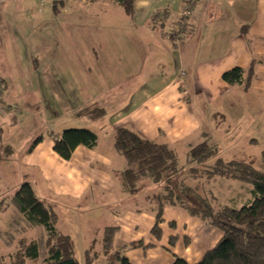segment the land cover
<instances>
[{"label": "crops", "instance_id": "0c3cea01", "mask_svg": "<svg viewBox=\"0 0 264 264\" xmlns=\"http://www.w3.org/2000/svg\"><path fill=\"white\" fill-rule=\"evenodd\" d=\"M53 1L0 0L1 142L12 150L0 163V185L2 183L6 190L16 189L11 179L16 171L8 160L13 153L18 163L37 170V179L45 182V187L40 189L37 183L35 192L54 204L58 214L57 229L70 236L74 246L73 236L68 232L70 227L83 233L79 240L85 248L80 262L84 260L85 251H90L99 253L93 264L100 261L108 264V255L101 252L102 230L107 225L118 227L114 249L123 243L142 241V246L121 252L131 264H172L177 256L188 264L198 262L220 238L216 227L188 213L181 235L169 234L164 238V225L171 229L179 225L175 219H166L168 209L164 208L159 222L161 237L156 238L150 233L156 222L153 208L149 207L151 212L133 213L134 208L126 207L131 212L119 211L113 205L116 197L121 201L122 196H128L119 176L126 162L124 166V158L113 147V132L119 126H127L142 137L168 144L173 150L176 146L186 147L188 151L207 140L217 151L225 152L220 158L251 160L256 168L264 171V0H198L189 31L178 43L170 38L169 32L185 0H134L131 16L123 12L117 1L105 0L108 6L117 4L121 11L116 16L124 18L125 22L115 21L114 15L87 13L89 8L97 7L95 0H63L59 12L53 10ZM159 9L168 11L165 21L153 19ZM108 21H123V24L106 25ZM61 22H65L64 26L58 25ZM110 26L113 30H108ZM74 27L78 30L72 31ZM117 28H124L121 31L130 35L128 54L121 49V32H115ZM63 30L66 35L62 34V38L68 39V45L78 52L79 61L76 65L61 67L60 71L70 76L75 72L71 82L78 84L79 92L74 91L75 95L85 96L84 100L80 98V102H75L79 107L77 115L94 104L106 109V114L97 120H90L84 113L91 124L104 119L102 125L109 126L100 133L104 148L79 145L71 157L64 160L53 151V138L47 134L58 133L46 130L43 140L30 152H26L28 146L23 152L24 147L21 149V144L15 142L22 152L16 156L12 141L16 134L19 136L21 125L34 120L35 114L42 111L41 101L42 108L46 100L56 107L57 102L49 92L50 89L55 92L56 78H65L58 74V67L35 64L36 58L32 59L33 71L24 72V67L20 69L17 63L9 61V54H22L19 47L23 45L33 46L36 54L51 53L57 45V32ZM105 35L113 37L109 46L94 41ZM20 36L34 41L22 43ZM83 50L93 51L96 75H90L92 67ZM122 57L128 60L123 66L119 62ZM234 67L248 72L251 67L252 77L247 88L244 82L229 84L222 79V74ZM79 68L81 70H76ZM90 85L94 87V94L87 90ZM30 131L33 130L23 134L24 139ZM29 175L33 173L20 171L25 179H29ZM204 186L217 202L220 196L227 198L221 200V206L239 208L253 199L252 186L235 179L214 176L204 182ZM16 216L13 224L20 226L23 221L20 226L23 234L16 238L14 233H5V252L0 250V256L7 262L18 240L26 237L25 228L29 229L24 219ZM190 228L198 235L193 236ZM14 229L18 231V227ZM125 230L131 234L124 236ZM199 238L204 243H199ZM211 238L214 242L207 247ZM14 241L17 242L14 244ZM34 263L37 260H27L25 264Z\"/></svg>", "mask_w": 264, "mask_h": 264}, {"label": "trees", "instance_id": "16d2710c", "mask_svg": "<svg viewBox=\"0 0 264 264\" xmlns=\"http://www.w3.org/2000/svg\"><path fill=\"white\" fill-rule=\"evenodd\" d=\"M123 12L131 16L134 10V0H115ZM63 0H54L52 8L59 12ZM234 67L222 74V79L229 84L249 86L252 72ZM247 76V78L245 77ZM83 112V111H79ZM90 120H97L106 114L103 106H93L84 110ZM0 127V163L11 154L9 146L1 142ZM53 139L52 149L62 159L68 160L74 149L83 145L93 148L97 135L88 127H67L56 135L47 132ZM44 135H36L29 143L26 152L43 140ZM114 149L124 158L126 166L119 172L123 189L130 194L139 192L138 180L149 178L160 189L159 194L147 195V200L154 203L156 222L150 233L160 238L162 230L159 222L165 205H176L185 209L205 223L216 227L221 236L214 246L207 249L201 259L194 264H264V171L256 168L251 160L234 158L224 160L216 157L212 165L206 161L216 156V148L207 140L190 147L185 154V163L190 175L204 177L206 183L214 176L235 179L252 186L253 199L239 208L218 206L213 208L206 195H200L196 189L180 179L184 169L178 165L175 151L166 143L142 137L127 126H119L114 131ZM207 166L204 176L198 175L194 165ZM187 169V168H186ZM154 185V184H153ZM155 186V185H154ZM1 191V190H0ZM0 212L8 210V202L14 207L16 217L24 219L29 228H38L37 238L22 237L18 240L10 260L5 261L0 256V264H25L27 260H40V264H93L99 256L97 252L85 251L84 260L80 262L75 255V246L67 234L56 227L58 214L54 204L40 198L31 182L24 179L14 190L11 198L0 196ZM9 199V200H8ZM193 200L194 202H191ZM118 227L107 225L102 230L101 252L108 255V264H131L121 255L127 248L142 246V241L123 243L114 249L113 242ZM171 240V239H170ZM172 264H188L184 259L175 257Z\"/></svg>", "mask_w": 264, "mask_h": 264}, {"label": "rangeland", "instance_id": "374dc122", "mask_svg": "<svg viewBox=\"0 0 264 264\" xmlns=\"http://www.w3.org/2000/svg\"><path fill=\"white\" fill-rule=\"evenodd\" d=\"M95 1H96L97 7L95 9L89 8L87 13L99 14V15H114L115 21L123 20L125 22L124 18H118L116 16V15H120L118 11H121L118 9L117 4H113V6H108V4L106 3L105 0H95ZM110 17H113V16H110ZM109 20H111V19H109ZM123 21H121L119 23L114 22V21H112V22L108 21V22H105V24L106 25H112V26H113V24H120L121 25V24H123ZM64 24H65V22H61L58 25L64 26ZM112 26H110V28L108 30H113ZM123 29L124 28H121V29L117 28L115 30V32L118 30L121 32V34H120L121 37L119 36V40L121 41V49L123 52H126L128 54L130 52L127 48V45L130 44L129 43L130 35L121 31ZM76 30H78V28H76V27H74V29H72V31H76ZM62 34L66 35L65 30H63L62 33L59 31L57 32V34H56V37H57L56 38V41H57L56 48L51 53L47 52L46 55H44V53H41V55L39 53L36 54V53H34V47L33 46L31 48H29L28 46H24V45L22 47H19L22 54H18V55H14L13 53L9 54V61L13 62L15 64L17 63L18 64L17 66L20 69H23V67H24V69H25L24 72H28L29 70L33 71L32 59L36 58L37 60H36L35 64H42V65L48 64L47 66L58 67V70H57L58 74H62L66 80V81L62 80L60 77L56 78L54 80V84L56 86V87H54L55 92H53L50 89L49 94L55 98V101L57 102L56 107H54L51 102H48L46 100L44 102L46 104V106L45 107L43 106V108H42V101H41L40 105H41L42 111H40V113H38V114H35L34 120L27 121L26 122L27 124L21 125V130L19 132V136H17V134H16V139H13L14 138L13 134H11V137L13 139L12 143L14 144L13 148L16 151L15 152L16 156H17V153H18V156H20V154L22 153L20 151V148L23 149V147H24L23 152L25 151V148L28 146L30 140L34 136L39 135V134L44 135L46 130H52V131H54V133H59L64 128H67V127H88V126L91 127L92 126L91 128H93L95 131L92 129L91 130L94 131L95 134L97 135V141H96L97 148H100V149L104 148L105 144L102 143L103 141H102V137L100 136V133L105 132L109 126L106 125V127H104L102 125V122L104 121V119L100 122L96 121V122L91 124L89 122V120H87V117L84 114L85 113L84 111H83L82 115L76 114L77 109L79 107L77 105H75L76 104L75 102L79 101L80 98H82V100H84L83 97H85V96L75 95L74 91L79 92V89L77 88L78 84L73 82V85H72V83H71L72 78L75 75V72L72 73L70 76L68 73L65 74V71H63V73L60 71L61 67H63V66L66 67L69 65H76V63L79 61V58H77L78 52L74 51L75 49H72V47L68 45L69 40L66 38H62L63 37ZM19 41L22 43L23 42L31 43L32 41H34V39L33 40L31 38L29 39L27 36L26 37L20 36ZM94 41L103 42V45L106 47V46H109V44L113 42V37L109 38L107 35H105L102 38H97V39L95 38ZM82 52H83V54L86 55L85 56L86 58L89 57V65L92 67V68H90V69H92L90 75H96L95 71H97V64L94 61L95 57L93 56V54H94L93 51L89 50V52H84V50H83ZM118 52L121 53L120 51H118ZM38 55H40V56H38ZM120 55L122 56V53ZM16 57L18 59H16ZM119 62H120V65L123 66V65H126L128 63V60H126L124 57H122L121 61H119ZM29 67H30V69H28ZM115 69L118 70V64L115 65ZM76 70H81V69L79 68ZM65 75H67V77ZM78 76H80V75H78ZM97 82L100 83L99 80ZM24 88H25V86H24ZM42 88L43 87H41V89ZM87 90L94 94L93 85L92 86L90 85V87H87ZM93 106H97V104L92 105V107ZM30 124H32L33 126L30 127L29 126ZM30 129H32L33 131H30L31 132V133L29 132L30 135H28V137L26 139H24L23 134L28 132ZM8 133H11V132L9 131ZM9 135L10 134H8L7 137ZM15 142L17 144H21L20 148L15 146ZM191 144H194V143L191 142ZM174 151H175L177 158H178V165L180 166V168L184 169V171L181 172L180 179L184 180V182L187 185L195 188L196 192L199 193L200 195H203V196L206 195L207 197H211V194H209L207 192V190L204 189L205 188L204 182H206L205 178L200 177V176L193 177V175H190V173L188 172L189 171L188 165H186V163H185V152L187 151V148L185 147L184 149H182V148H178V147L174 146ZM224 154H225V152L221 149L218 150L216 153V155L219 157L221 155H224ZM13 156H14V153H13V155H11L8 158V160H9V162H11L13 164L12 165L13 170L16 171V174L13 177H11L12 181L15 182V184H16L15 188H18L19 184L22 182V180L25 179L24 176H20V171H21L22 174L33 173V176L29 175V177H28L29 179H27V180H29L31 182V184L33 185L34 190H36V192H37V183H38L39 188L43 189V185L45 187V182H42V181L37 179L38 178L37 174H36L37 170L35 172V169H32L30 167H26L23 164L18 163L17 157L14 158ZM217 156L209 158L206 161L207 165L208 166L212 165ZM6 159L7 158H5L4 161ZM120 159H121V161H123L122 158H120ZM123 162L124 163H122V164L125 166V161H123ZM206 168H207V166H204L203 164H196V165H194L193 171L198 175L200 173H201V175H203ZM34 181H35V183H34ZM1 185H2V183H1ZM1 185H0V187H1V191H0L1 195L0 196H6V198H11L13 196L14 189L11 188V189L6 190L7 188L3 189ZM137 185H138V187H140V190L138 193H135V194L127 193L128 196L127 197L122 196L121 201H119V199L116 197V199L113 202V205L116 208H119V211L127 210V212L132 211L133 213L151 212L149 207L153 208L154 203H152L150 200H147V198L145 199V196H143V194H144V190H146L145 193L148 196L149 195L151 196V194H153V195L159 194L160 188L158 186H156L158 184L151 182L149 180V178H144V179L138 180ZM122 195H125V193H122ZM151 197H150V199H152ZM0 199H2V198H0ZM110 199H111V201H113V198H110ZM218 200H219V202H217L215 198L214 199L209 198V202L214 209L217 208L218 206H221L220 204L222 203V201L227 200V198L220 196V198ZM191 202H194V201L191 200ZM8 206H9V208L4 214L0 213V250H2V251L5 250V248H4V246L6 244L5 239H7L5 237V233H9V232L14 233V236L16 238L19 237L21 234H23L20 231V226L22 224H24L23 221L20 222V226L13 224V220H14L16 214L14 213L13 207H12L10 202H8ZM126 207H131V208H134L135 210L128 211V209H126ZM164 208L168 209V212L165 215L166 219L167 220L175 219L179 224L174 229L168 228L166 225H164V238L166 235H169V234H180L181 235L182 223L186 220L185 218L188 217V212L185 209H183L182 207L176 206V205H165ZM65 210L64 211L61 210V212L63 213V212H65ZM127 212H125V213H127ZM120 217H121V215H120ZM194 219L198 220V218H196V217ZM101 226H102V224H101ZM15 227H18L17 232L14 229ZM72 228H73V230H71ZM191 230L192 229L190 228L189 232H192L193 236L198 235L197 231L194 233V231H191ZM68 232H70V234L73 236V239L75 242V248H76L75 255H76V258H78V260H80L82 257L83 249L85 248V245L84 244L81 245L80 240H79L82 237L83 233L81 232V230H79L73 226L70 227ZM39 234H40V230L38 228H29V229L25 228V230H24V235L27 237L33 236L34 238H37L39 236ZM123 234H124V236H129L131 234V232L128 230H125L123 232ZM199 239H200L199 243H201V242L204 243L202 238H199ZM197 240H198V238H197ZM16 242L17 241H14V244ZM213 242H214V239L211 238L210 243L207 247L212 246ZM12 246H13V244H12ZM12 246H11V248H12ZM6 255L7 254L4 253V256H6ZM39 261L40 260L38 259L37 263H34V264H39ZM99 263L102 264L101 261Z\"/></svg>", "mask_w": 264, "mask_h": 264}, {"label": "built area", "instance_id": "2783aa9c", "mask_svg": "<svg viewBox=\"0 0 264 264\" xmlns=\"http://www.w3.org/2000/svg\"><path fill=\"white\" fill-rule=\"evenodd\" d=\"M198 0H185L182 3L181 13L170 29V38L178 43L189 31L190 19L196 14ZM168 18L166 9H159L153 15V19L157 22L165 21ZM1 91V89H0Z\"/></svg>", "mask_w": 264, "mask_h": 264}]
</instances>
